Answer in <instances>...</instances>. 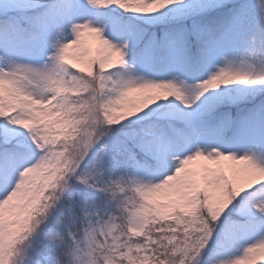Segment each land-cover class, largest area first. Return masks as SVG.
Instances as JSON below:
<instances>
[{"label":"snow or ice","instance_id":"obj_1","mask_svg":"<svg viewBox=\"0 0 264 264\" xmlns=\"http://www.w3.org/2000/svg\"><path fill=\"white\" fill-rule=\"evenodd\" d=\"M0 264H264V0H0Z\"/></svg>","mask_w":264,"mask_h":264},{"label":"rangeland","instance_id":"obj_2","mask_svg":"<svg viewBox=\"0 0 264 264\" xmlns=\"http://www.w3.org/2000/svg\"><path fill=\"white\" fill-rule=\"evenodd\" d=\"M88 43H89L92 51L95 52L96 49L98 48V45L97 46L96 45L95 46L93 45V43H95V40H89Z\"/></svg>","mask_w":264,"mask_h":264},{"label":"trees","instance_id":"obj_3","mask_svg":"<svg viewBox=\"0 0 264 264\" xmlns=\"http://www.w3.org/2000/svg\"><path fill=\"white\" fill-rule=\"evenodd\" d=\"M97 43H98V42H97V41H95V43H93V44L97 45Z\"/></svg>","mask_w":264,"mask_h":264}]
</instances>
